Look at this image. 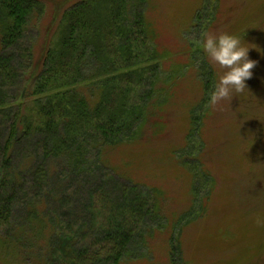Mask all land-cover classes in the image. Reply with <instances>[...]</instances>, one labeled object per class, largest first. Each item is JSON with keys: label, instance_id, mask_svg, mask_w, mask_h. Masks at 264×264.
<instances>
[{"label": "trees", "instance_id": "16d2710c", "mask_svg": "<svg viewBox=\"0 0 264 264\" xmlns=\"http://www.w3.org/2000/svg\"><path fill=\"white\" fill-rule=\"evenodd\" d=\"M145 3L0 0V242L21 263L125 264L166 227L157 192L102 159L162 105Z\"/></svg>", "mask_w": 264, "mask_h": 264}, {"label": "rangeland", "instance_id": "374dc122", "mask_svg": "<svg viewBox=\"0 0 264 264\" xmlns=\"http://www.w3.org/2000/svg\"><path fill=\"white\" fill-rule=\"evenodd\" d=\"M145 13L158 56L151 87L162 105L135 141L104 149L102 159L157 192L155 219L166 227L125 264H170L172 234L182 264H264V0H146ZM207 32L243 36L257 62L247 88L216 108L204 103L205 89L222 70L197 44ZM0 264L31 263L0 242Z\"/></svg>", "mask_w": 264, "mask_h": 264}, {"label": "clouds", "instance_id": "9594fccd", "mask_svg": "<svg viewBox=\"0 0 264 264\" xmlns=\"http://www.w3.org/2000/svg\"><path fill=\"white\" fill-rule=\"evenodd\" d=\"M197 44L209 63L222 70L209 93V105L216 108L224 103L230 104L235 94L247 88L246 81L253 75L251 70L257 62L249 58V50L254 47L243 36L229 32H207ZM255 49L262 51L258 47Z\"/></svg>", "mask_w": 264, "mask_h": 264}]
</instances>
